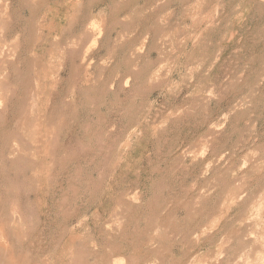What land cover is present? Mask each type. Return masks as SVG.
Wrapping results in <instances>:
<instances>
[{
	"label": "rangeland",
	"instance_id": "1",
	"mask_svg": "<svg viewBox=\"0 0 264 264\" xmlns=\"http://www.w3.org/2000/svg\"><path fill=\"white\" fill-rule=\"evenodd\" d=\"M0 246L264 264V0H0Z\"/></svg>",
	"mask_w": 264,
	"mask_h": 264
},
{
	"label": "bare ground",
	"instance_id": "2",
	"mask_svg": "<svg viewBox=\"0 0 264 264\" xmlns=\"http://www.w3.org/2000/svg\"><path fill=\"white\" fill-rule=\"evenodd\" d=\"M128 83V82H127ZM1 247V246H0ZM1 249V248H0Z\"/></svg>",
	"mask_w": 264,
	"mask_h": 264
}]
</instances>
